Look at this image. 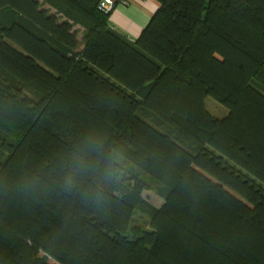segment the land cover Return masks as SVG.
<instances>
[{
	"label": "trees",
	"instance_id": "trees-1",
	"mask_svg": "<svg viewBox=\"0 0 264 264\" xmlns=\"http://www.w3.org/2000/svg\"><path fill=\"white\" fill-rule=\"evenodd\" d=\"M99 1L0 0V264H264V0Z\"/></svg>",
	"mask_w": 264,
	"mask_h": 264
},
{
	"label": "crops",
	"instance_id": "crops-1",
	"mask_svg": "<svg viewBox=\"0 0 264 264\" xmlns=\"http://www.w3.org/2000/svg\"><path fill=\"white\" fill-rule=\"evenodd\" d=\"M157 8L156 0H129L127 4H117L109 20L113 29L132 40L138 37Z\"/></svg>",
	"mask_w": 264,
	"mask_h": 264
},
{
	"label": "rangeland",
	"instance_id": "rangeland-1",
	"mask_svg": "<svg viewBox=\"0 0 264 264\" xmlns=\"http://www.w3.org/2000/svg\"><path fill=\"white\" fill-rule=\"evenodd\" d=\"M38 1L43 9H46L49 13H54V9L51 8L48 4H46L44 0H38ZM77 30H78L77 31L78 37L79 39H81V31L79 28H77ZM204 104L206 110L216 118H222L227 114V109L225 108V106L220 104L212 97H207L204 101ZM123 167L129 169V167L126 164H124ZM142 196L156 207L161 206L163 203V199L157 194L155 187L143 191ZM149 222H150V218L146 214L141 213L140 211H136L134 213L133 223L140 226L142 230L147 231L150 229Z\"/></svg>",
	"mask_w": 264,
	"mask_h": 264
},
{
	"label": "built area",
	"instance_id": "built-area-1",
	"mask_svg": "<svg viewBox=\"0 0 264 264\" xmlns=\"http://www.w3.org/2000/svg\"><path fill=\"white\" fill-rule=\"evenodd\" d=\"M129 0H100L98 8L105 13L111 12L112 9L119 3L127 4Z\"/></svg>",
	"mask_w": 264,
	"mask_h": 264
}]
</instances>
